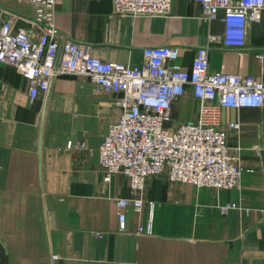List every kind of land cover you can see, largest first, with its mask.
I'll use <instances>...</instances> for the list:
<instances>
[{
	"label": "crops",
	"instance_id": "1",
	"mask_svg": "<svg viewBox=\"0 0 264 264\" xmlns=\"http://www.w3.org/2000/svg\"><path fill=\"white\" fill-rule=\"evenodd\" d=\"M30 27L34 11L26 0H0ZM166 16H119L110 0H55L54 24L62 39L85 43L104 61L140 64L147 46L179 47L178 63L189 68L208 35H222L221 14L202 16L194 0H173ZM4 16V15H3ZM264 10L251 23L242 46L209 43L211 72L264 74ZM115 95L89 81L61 75L46 95L30 101L27 81L0 63V264H264V107L224 108L220 123L240 125L229 145L242 148L245 167L239 189L214 190L149 180L140 219L151 233L118 230L115 199L127 197L128 179L104 181L98 150L109 125L121 117ZM191 91L172 105L173 123L195 120ZM84 143L76 151L67 142ZM227 203L248 208L230 210Z\"/></svg>",
	"mask_w": 264,
	"mask_h": 264
},
{
	"label": "built area",
	"instance_id": "2",
	"mask_svg": "<svg viewBox=\"0 0 264 264\" xmlns=\"http://www.w3.org/2000/svg\"><path fill=\"white\" fill-rule=\"evenodd\" d=\"M34 11L27 28L15 27L18 14L0 6V63L12 65L27 81L30 101L46 95L55 78L61 75L92 82L106 94L115 95L121 117L110 124L98 150L104 181L114 175L128 179L127 197L115 199L118 230L128 232V211L136 219L134 234L151 233L150 225L140 222L147 199L149 180L163 179L170 185H187L214 190L239 189L244 172L242 148L229 145V133L238 135L240 125L220 123L224 108L264 107V74L211 72L208 69L209 43L226 47L245 43L248 27L260 20L264 0H194L204 19L221 14L222 35H208V42L195 50L189 68L178 63L179 47L147 46L140 64L104 61L91 55L89 45L62 39L54 24L55 0H26ZM119 16L155 17L171 13L173 0H110ZM4 15V16H3ZM262 62L264 54L255 52ZM191 91L197 102L195 120L173 123L172 105ZM84 148V143L67 142L69 151ZM250 210L227 203L221 214ZM264 214V211H263Z\"/></svg>",
	"mask_w": 264,
	"mask_h": 264
}]
</instances>
